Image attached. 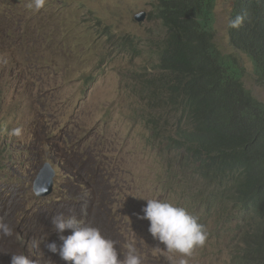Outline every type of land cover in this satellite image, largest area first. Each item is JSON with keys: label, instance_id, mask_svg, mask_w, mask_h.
I'll return each mask as SVG.
<instances>
[{"label": "rangeland", "instance_id": "rangeland-1", "mask_svg": "<svg viewBox=\"0 0 264 264\" xmlns=\"http://www.w3.org/2000/svg\"><path fill=\"white\" fill-rule=\"evenodd\" d=\"M235 1L217 0L216 43L226 56L243 68L245 85L264 102V83L258 80L252 59L231 44L228 21ZM30 2L0 0V60L3 54L8 62L0 66V78L4 77L5 83L15 84L19 70L34 76L27 64L35 63L45 66L53 75H40L38 80L44 79L50 85L67 84L74 92L67 108L61 110V116L72 118L80 129L94 131L105 141L118 159L121 178L126 182V197L138 187L145 195L150 194L159 185L156 178H163L166 187H176L178 180L175 177L160 172L166 159L159 152L160 146H154L151 141V131L143 118L147 119V106L134 88L136 81L141 82L147 73L146 68L152 75L160 74L156 71L158 56L155 51L165 38L166 30L156 17L158 0H46L39 11L29 9ZM143 12L146 19L138 23L135 16ZM11 59L12 63L9 62ZM4 116L5 110L0 108V126ZM3 132L5 135L6 127ZM4 135L0 130V146L8 140ZM2 161L0 176L25 175L29 171L27 166H17L30 161L25 155L16 160L6 154ZM28 186L19 181L7 184L6 179L0 180V187L7 192L5 200H8L0 209V221L13 230L9 239L0 235V264L11 260L7 250L11 248L10 244L18 246L20 234L34 229L30 215L20 224L10 215L11 206H15L13 200L20 198L16 191ZM179 196L162 193L163 199L174 198L176 202H180ZM30 207L33 209L34 206L25 203L26 209ZM59 213H62L59 209L42 208L34 232L43 238L30 239L43 261L48 258L47 240L54 230L51 218ZM198 214L205 220L207 239L191 257H185L189 264H242L244 244L242 239L234 238L237 212L232 210L223 215L226 221L209 216L205 210ZM59 241L53 242L58 244ZM114 242L121 250L128 251L130 245L134 247L146 264H169L168 257L181 258L179 253L167 252L164 246L159 248L153 242L140 245L131 237H120Z\"/></svg>", "mask_w": 264, "mask_h": 264}, {"label": "clouds", "instance_id": "clouds-1", "mask_svg": "<svg viewBox=\"0 0 264 264\" xmlns=\"http://www.w3.org/2000/svg\"><path fill=\"white\" fill-rule=\"evenodd\" d=\"M15 1L21 3L22 0ZM45 3L46 0H31L27 7L39 11ZM241 14L234 6L228 27L247 26ZM159 45L155 51L157 66L161 61ZM6 63V57L2 54L0 66ZM27 66L35 73L34 76H27L24 70H19L15 84L5 83V78H0V108L5 110L0 130L4 135L6 127L4 138L8 139L0 146V163L6 154H11L16 160L25 155V159L30 161L17 166H27L29 171L25 175L14 173L12 176H0V180L6 179L7 184L14 181L29 184L25 190L16 191L20 198L13 200L15 206H11L10 214L15 223L20 224L30 215L35 229L42 208L52 207L62 213L51 218L54 230L47 240L48 258L45 261L38 257L30 240L43 238L33 229L20 234L18 246L10 242L11 248L7 250L11 260L7 264H146L131 245L128 251L117 247L114 240L120 237L134 238L140 245L153 242L159 248L164 246L167 252L181 255L178 260L168 257L169 264H189L185 257H191L195 249L205 245L207 239L208 229L198 211L205 210L209 216H218L225 221L223 215L218 213L219 204L212 205L215 198L195 197L194 193L185 195L188 191L185 182L193 187L199 173L193 167L181 172L172 161L177 151L163 142H155L147 124L153 145L160 146L159 152L166 159L160 172L172 173L178 184L176 187H166L163 178H156L159 185L150 194L145 195L138 187L126 197V182L121 178L118 159L105 141L94 131L80 129L72 118L61 116V110L67 108L74 91L64 82L50 85L44 79L38 80L40 75L51 74L45 66L35 63ZM239 68L243 79L244 70ZM157 72L160 74L152 75L149 69L141 82L136 81L134 88L142 95L144 77H162V72ZM143 118L147 123V119ZM175 120L173 114L170 124L157 126L167 131ZM9 137L12 138L9 140ZM62 138L65 140L58 142ZM5 167L9 168L7 165ZM197 186H200L198 181ZM163 192L179 194L180 202L174 198L163 199ZM6 195V190L0 187V209L8 202ZM25 203L32 204L33 209H26ZM236 220H239L238 215ZM12 233L9 225L0 221V235L11 236ZM55 239L60 240L58 244L53 242Z\"/></svg>", "mask_w": 264, "mask_h": 264}, {"label": "trees", "instance_id": "trees-1", "mask_svg": "<svg viewBox=\"0 0 264 264\" xmlns=\"http://www.w3.org/2000/svg\"><path fill=\"white\" fill-rule=\"evenodd\" d=\"M216 1H158L156 17L166 30L157 66L162 77H144L142 98L152 139L177 151L172 161L181 172L199 173L200 186L185 182V195L215 198L219 215L237 212L242 264H264V103L216 44ZM235 6L248 25L231 28L232 46L252 58L264 83V0ZM173 114L171 129L160 130Z\"/></svg>", "mask_w": 264, "mask_h": 264}, {"label": "water", "instance_id": "water-1", "mask_svg": "<svg viewBox=\"0 0 264 264\" xmlns=\"http://www.w3.org/2000/svg\"><path fill=\"white\" fill-rule=\"evenodd\" d=\"M146 18V13H140L138 15H136L135 19L138 22H143Z\"/></svg>", "mask_w": 264, "mask_h": 264}, {"label": "bare ground", "instance_id": "bare-ground-1", "mask_svg": "<svg viewBox=\"0 0 264 264\" xmlns=\"http://www.w3.org/2000/svg\"><path fill=\"white\" fill-rule=\"evenodd\" d=\"M118 45V44H117ZM5 128V127H4ZM11 195V194H10ZM12 198V197H11ZM11 210V209H10ZM8 238V236H6ZM9 239V238H8Z\"/></svg>", "mask_w": 264, "mask_h": 264}]
</instances>
